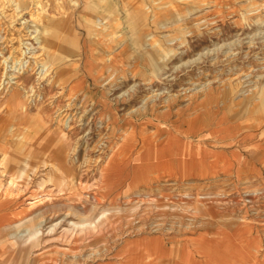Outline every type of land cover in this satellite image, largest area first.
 <instances>
[{"label": "rangeland", "instance_id": "rangeland-1", "mask_svg": "<svg viewBox=\"0 0 264 264\" xmlns=\"http://www.w3.org/2000/svg\"><path fill=\"white\" fill-rule=\"evenodd\" d=\"M37 12L22 46L48 70L16 85L0 66V144L17 160L0 186L18 207L0 264H264V0Z\"/></svg>", "mask_w": 264, "mask_h": 264}, {"label": "bare ground", "instance_id": "bare-ground-1", "mask_svg": "<svg viewBox=\"0 0 264 264\" xmlns=\"http://www.w3.org/2000/svg\"><path fill=\"white\" fill-rule=\"evenodd\" d=\"M40 3H41V0H28V6H27V8L24 9L21 7L19 0H0V17H2V19H4L3 22H5V28L7 29L6 31L3 30L2 33L0 32V57H2V58L4 57V55H5L4 49L7 48V56L4 59H2V62H4L3 65L1 64V60H0V66H2V72H1V75H3L2 78L4 77V79H7L8 83L10 81H12L15 84L20 83L21 82V75L20 74L23 73L28 67H30V64H33L32 69H34V67H36V66H39L42 69L46 66H49V65H44L45 64L44 62L46 61V57L44 55L45 53L40 51L38 53H35V54L33 53V55H31L30 51H26V50H30V49L24 48L22 46L23 44H27L26 42L31 39V37L33 36L32 34L34 32L38 33V34H36L37 35L36 40H38V35L41 33V30L44 29V27H45L43 25L42 21L40 20L41 19V17H39L40 14L38 16V12H37V10L39 9ZM33 12H35V14ZM25 13L29 14L28 20L24 19ZM48 18H50V17L48 16ZM39 27H41V28H39ZM32 28H33V30H32ZM48 29H49V27H48ZM24 41H25V43H23ZM38 43H39V41H38ZM31 59H33V60L31 61ZM46 69H47V67H46ZM6 84H5V88L7 89ZM16 85H18V84H16ZM24 102H25V104H28L27 101H24ZM18 104L19 103H17V105ZM29 106H30V104H29ZM30 107H32V106H30ZM60 118L62 119L63 117L60 116ZM63 123H64V119H63ZM189 128H191V127H189ZM4 144L9 145V146L5 145V147L14 146V144H12V143H4ZM24 146H26V145H24ZM4 149H6V148H3L0 144V151L3 152ZM68 152H69V150H68ZM113 158H111L112 161H114ZM201 160L202 159H195V157H194V167H198V165L203 164L204 162H202V161H204V160H202V161ZM14 161H17V160L15 158H8L7 159L5 152H3V155L0 157V166L5 165V164L13 165V163H11V162H14ZM198 185H199V183H198ZM182 194H181V196H182ZM244 194L248 198L247 202L249 204H254V202L258 198L256 190L252 191V190L247 189V190H244ZM106 211L107 210H102L103 213L100 216H96L94 222L92 224H90V226L93 227L95 225V223H98L100 221V219L105 215L104 212H106ZM52 224L53 225H51L49 227L50 232L53 230L56 223L55 224L52 223ZM83 232H84V229H83ZM38 234H39V230L36 229L33 233V236H37Z\"/></svg>", "mask_w": 264, "mask_h": 264}, {"label": "crops", "instance_id": "crops-1", "mask_svg": "<svg viewBox=\"0 0 264 264\" xmlns=\"http://www.w3.org/2000/svg\"><path fill=\"white\" fill-rule=\"evenodd\" d=\"M12 193L13 191L9 186H6V183L2 188L0 186V240H2L7 230L14 225L18 215V212H16L18 207L14 205L16 201Z\"/></svg>", "mask_w": 264, "mask_h": 264}]
</instances>
